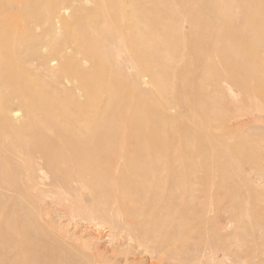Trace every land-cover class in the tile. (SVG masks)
<instances>
[{
    "label": "bare ground",
    "instance_id": "6f19581e",
    "mask_svg": "<svg viewBox=\"0 0 264 264\" xmlns=\"http://www.w3.org/2000/svg\"><path fill=\"white\" fill-rule=\"evenodd\" d=\"M89 1L0 0V264H173L192 212L176 188L196 180L182 165L228 146L208 125L159 143L177 136L169 109L207 93L179 73L194 61L239 89L242 109L215 110L228 125L264 114V0ZM145 76L161 105L133 91Z\"/></svg>",
    "mask_w": 264,
    "mask_h": 264
},
{
    "label": "rangeland",
    "instance_id": "374dc122",
    "mask_svg": "<svg viewBox=\"0 0 264 264\" xmlns=\"http://www.w3.org/2000/svg\"><path fill=\"white\" fill-rule=\"evenodd\" d=\"M79 1L82 7L92 9L89 0ZM185 27L187 28V24ZM249 33L252 31L249 30ZM257 53L264 58V48L257 49ZM186 68L195 78L179 73V80L194 82L196 86L205 88L207 93L202 101L189 100L184 105H174L169 109L179 123L176 126L166 125L165 128L171 130L172 127L177 136L162 135L159 143L173 141L178 145L177 141L181 138L183 129L189 128L194 132L208 125L213 132L210 133L213 134L211 141L217 143L219 137L225 136L223 142L228 146L222 147L217 143L214 150L202 148L206 156H201L200 163H209V170L199 163L182 165L186 173L194 175L196 180L194 182L191 179L189 186L183 189L176 188L179 199L185 195L192 212L188 214L186 221L176 227L180 235L175 244L176 256L173 264H264V169H261L264 168V114H250L248 118L257 117V120L248 121L241 126L228 125L221 114L215 116L218 112L215 110L220 106L240 107L242 104L239 100V89L223 83L227 86L224 94L217 87L212 70L200 75V69L194 61H189ZM251 80L255 81L252 78ZM223 82L226 83L225 78ZM133 91L154 106L164 103L161 99L164 97L163 93L170 94L158 91L156 83L150 82L149 76H145L138 86L133 87ZM189 107L196 110L194 115L188 112ZM14 113L15 118L22 117L21 111L16 110ZM205 113H209L208 122L204 121ZM140 125L146 129L150 123L141 119ZM240 139H246L251 146L241 148L238 146ZM180 141L181 146L173 154L177 157H181L180 154H183L182 157L191 156L198 144L185 147L183 139ZM257 144L263 147V154L261 152L257 155L254 148ZM253 157L260 162L261 168L252 163ZM9 212L12 213V209ZM231 215L234 216L232 219ZM127 248L124 246V249Z\"/></svg>",
    "mask_w": 264,
    "mask_h": 264
}]
</instances>
